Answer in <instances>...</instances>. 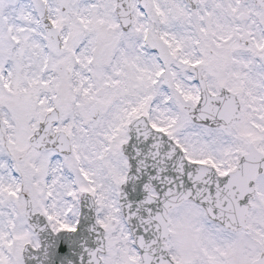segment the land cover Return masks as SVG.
Instances as JSON below:
<instances>
[{
  "label": "snow or ice",
  "instance_id": "obj_1",
  "mask_svg": "<svg viewBox=\"0 0 264 264\" xmlns=\"http://www.w3.org/2000/svg\"><path fill=\"white\" fill-rule=\"evenodd\" d=\"M0 264H264V0H0Z\"/></svg>",
  "mask_w": 264,
  "mask_h": 264
}]
</instances>
